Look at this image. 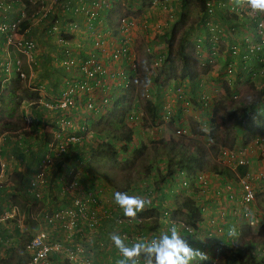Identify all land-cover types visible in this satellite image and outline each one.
<instances>
[{
    "label": "built area",
    "instance_id": "obj_1",
    "mask_svg": "<svg viewBox=\"0 0 264 264\" xmlns=\"http://www.w3.org/2000/svg\"><path fill=\"white\" fill-rule=\"evenodd\" d=\"M117 0H49V5L44 9L43 1L40 0V8L34 9L33 12L29 13L28 6L37 4L36 0H28L25 3L21 0H0V37L3 43L7 47L19 50L26 53L28 56L31 52L37 49V43L34 37L29 34V27L34 23L38 22L43 18H51L49 23L46 24V35H51L53 32H59L63 29V36H57V39L53 41L60 47V52L62 55L60 57V66L63 67L67 72H71V77L64 79L63 87L58 91L57 97L53 101L45 102L44 105L47 109L58 112L56 115L57 125L59 130L55 131V135L46 143L47 151L44 153L42 158L36 165L35 171L32 176L27 180L25 194L28 202V212L31 211L29 206L33 208L37 206L36 212L32 214L31 219L34 221L35 226L32 228V233L24 245V249L28 254V258L25 264H89L88 258L91 257L92 248L105 250L108 244H113L110 238L106 240L102 237V232L99 231V227L103 219L109 216V212L112 209L107 205V201H102V198L98 194V189L96 193L92 191H83V179H87L86 173L85 177H80L79 170L73 167V162L78 164H83V160H75L73 156V151L76 149L85 150L84 144L90 139H92L94 132L87 126V120L74 122L72 118L69 117L68 111L78 110V105L80 104L77 98H81V94L85 101L82 104L85 110H88L94 114H102L107 106L110 105L112 100L110 95L106 93L108 90V85L106 83V70L103 67L102 61L99 62V54L96 52H89L88 56L81 61L77 57V51L73 49L70 45L71 42L65 34H71L72 31H80L78 23L76 24L70 18L73 15H79L84 17L85 23L84 27L86 30L90 31L95 29L100 17L98 11L110 10L111 6ZM175 0H152L151 4L165 5L168 2ZM157 2V3H156ZM204 15H212L214 11H218L221 15H227L231 17L232 27L235 24L243 25L247 24L252 28V33L250 36L244 39L245 45V60L248 61L246 65V70L249 73H255L260 77L264 78V35L261 34L262 28L258 27L261 24V19L257 17L256 19L249 18L244 10L233 11L229 0H204ZM13 13V16H9ZM58 14L69 17L67 23L63 24L60 28V16ZM205 15V16H206ZM209 17V18H210ZM24 20H28L29 24L24 29H20V24ZM209 24V20L205 21ZM134 20H129L124 17H120L118 21H115L114 25L117 27L116 33L126 32L128 29H132L135 26ZM95 25V26H94ZM147 22L142 21L141 27L146 28ZM78 28V29H77ZM116 30V29H115ZM114 39V38H113ZM110 40L100 39L98 36L94 37L92 40V45L96 48L98 47L101 52L104 53V59L111 65L115 63H123L126 66L134 70L135 66L131 64L128 57L125 40L120 36L115 43H109ZM113 41V40H112ZM199 39L196 40V45H198ZM111 42V41H110ZM209 43L212 45V50L215 51L216 45L218 43V35L214 34L209 38ZM195 45V49L196 48ZM233 50V49H231ZM236 50V49H235ZM234 50V51H235ZM75 52V53H74ZM161 58L153 59V64L155 66L159 65ZM256 64V66H255ZM0 68L9 73L10 62L0 61ZM124 68L117 73H112L110 76L119 75L122 79V86L124 85V80L127 78V71ZM128 68V69H129ZM16 77L19 80H25V75L20 65L16 63L14 68ZM233 70L232 62L226 64L224 71L229 75ZM104 74V75H103ZM74 75L83 76L81 83L76 82L73 78ZM121 86V87H122ZM102 87V96L95 95L96 89ZM200 100H204V95L200 96ZM185 102V101H184ZM186 102H188L186 100ZM185 102V104H187ZM45 108V109H46ZM168 114V112H166ZM129 125H134L137 123V114L133 111L125 115V119ZM183 130H176L177 134H181ZM254 144L258 146H264V134L256 136L254 139ZM78 144L76 149H73L72 145ZM90 143V142H88ZM71 146V147H70ZM264 151V150H261ZM62 155L61 163L59 166H55L54 161L56 157ZM219 155L225 159V162H231L234 166L243 165L246 160L243 157L236 158L230 151L226 152L225 149L219 151ZM60 160V159H58ZM5 167V163L0 161V170ZM198 179H203L204 177L197 173ZM254 179L259 181H264L263 170L258 171L255 175L245 172L244 175L238 177L236 185L238 189L233 188L234 185L231 183H226L224 188L226 189L225 201H227L229 206H232V215L230 216L228 227H226V233L231 234L232 239L239 234V225L242 220L247 224H254V219L249 215L248 207L252 204L254 200L255 190L253 186ZM51 180H56L55 182H61L60 194L56 198H52L49 195L45 196V191L52 189ZM93 183L99 186L97 180L93 178ZM49 192V191H48ZM229 193V194H227ZM68 197L62 198L64 195ZM47 199H66L63 203L58 204L54 207L45 206ZM108 199V198H107ZM18 214L17 207H10L8 211L3 214V219L12 217ZM25 213L22 215V217ZM31 213L29 214V216ZM223 211H220L218 218H223ZM217 218V216H215ZM143 218L138 217L137 221ZM122 218H115V222L119 223ZM114 222V223H115ZM261 222H264L262 220ZM191 230V229H189ZM223 230V225L215 228L216 236L214 233H207L206 237L208 240L214 238V253L215 256L224 246L222 240L219 239V233ZM138 233L134 235H127L122 233V237H126L128 243L133 244L135 239H139ZM230 239V240H232ZM114 245V244H113ZM115 247V246H114ZM202 248V246L200 247ZM198 248V249H200ZM116 249V248H115ZM117 250V249H116ZM264 251V249H262ZM212 251V249H211ZM120 256L119 252H113L110 258L113 259L114 256ZM214 261L211 258L208 264H213Z\"/></svg>",
    "mask_w": 264,
    "mask_h": 264
},
{
    "label": "rangeland",
    "instance_id": "obj_2",
    "mask_svg": "<svg viewBox=\"0 0 264 264\" xmlns=\"http://www.w3.org/2000/svg\"><path fill=\"white\" fill-rule=\"evenodd\" d=\"M44 4V9L47 8L49 5V0H42ZM152 0H117L116 2L113 3V6L110 8L109 12L103 13L102 10L98 11L99 19L100 21L97 22L96 28L98 32L104 39L108 38L110 41L109 43H114L115 41L117 42V39H119L120 36L123 37V40H125V46L127 49L128 57L131 61V64L135 66L134 70L132 71V74L127 77L124 80V85L121 87V93H125L127 102L126 105L129 104V107H135L134 112L137 114L138 121L136 124L131 126L134 129L135 136L138 138H149L152 140H156L158 138H163L170 136L171 134H176V130H183V132H180L181 135L183 136H178V138L182 139L186 137L189 139V142L191 145H194L196 147H202L204 151L207 153L209 157L208 163H215L221 166H224L228 168L230 171H233L236 169V166L233 165L232 161L231 162H225V159L219 155V151L221 149H225L226 152L230 151L235 155L236 158L243 157L244 160L249 161L253 159H258L261 160L264 163V154L261 156L259 155L260 150H264V146H258L254 144V139L244 143L243 138H242V132L243 129H239L238 127H232L233 120H239L240 119V112H238V108L242 107L243 105L249 103L252 99H254L256 95V86L254 85L255 80H252V77H248L246 80L242 81V77L239 78L235 77H220L222 76L221 73H223V69L221 72V66L218 65V62L216 60H202L199 58L198 54L195 52V50L192 51V58L194 59L196 63V68L198 71L205 76V80L203 79L201 83L199 84V88L202 89L198 96L194 99L195 101L193 102V98L191 99V96L188 95V91H183L181 89L182 84L179 81H182L180 79H173V80H167L165 83L161 84V81L163 80V77L159 79L160 85L158 86L156 82L153 80V77L157 75V73L160 70V73L162 74L163 70L160 68V64L155 66L153 64V59L155 58H161V62L164 58V54L166 51H168V47L165 44V49L164 47H157V43L155 40L157 39L156 37L160 38V34L153 33L152 32V27H150V24L147 23V27L143 28L141 27L142 21L148 22V20L151 19H160V18H154L151 17L150 14L156 13V11H151L150 7L155 6L158 4H151ZM158 1V0H155ZM28 3V0H27ZM35 5L32 4V6H28L29 13L33 12V10L40 8L39 4L41 3L40 0H36ZM157 3V2H156ZM179 8V7H178ZM188 18L180 28L177 29L175 35L171 39V51L172 54L174 55L178 43L180 42V35L183 30V28L188 25H194L197 20L200 18L198 14V7L196 6L195 0H192L189 4L188 7ZM172 14V12H170ZM179 14V10H176L174 12V18L177 19V16ZM61 14H58L60 16ZM81 15V14H79ZM60 17H64V15H61ZM108 17H113L109 22H107ZM120 17L127 18L129 20H134L135 21V26L133 29H128L126 32L123 33H116L117 27H115L114 23L115 21H118ZM51 18L46 21L40 20L38 22H34V24H37L39 28H37V32L35 33H30L32 37L35 38L36 43H37V49L34 51V54L37 55H48L49 51L48 49H52V45L49 43H52L54 40L57 39V36H63L64 32L63 29H60L59 32H53L51 35L46 36V26H44V23H49ZM79 22V21H78ZM83 24V23H82ZM94 25V26H95ZM170 28V26H169ZM168 28V29H169ZM78 29V28H77ZM116 29V30H115ZM40 31V32H38ZM156 31V30H154ZM169 31V30H168ZM91 33L86 28L83 26L80 31H72V35L74 38V41L70 40L69 42L70 45L73 47L74 50H76V43L79 42V38H84L87 39ZM66 36L68 34H65ZM148 38V36H150ZM79 36V37H78ZM81 36V37H80ZM43 43L41 42L42 38ZM189 39H193L195 35L192 33L189 35ZM71 39H73L70 36ZM114 38V39H113ZM113 40V41H112ZM152 41V42H151ZM115 42V43H116ZM153 42H155L153 44ZM200 42V48L203 46L207 49L208 45L205 41L199 40L198 43ZM195 43L196 40L193 41L194 48H195ZM49 45V46H48ZM148 46H150V49H148ZM211 47V46H210ZM57 48L54 49L55 52H57ZM75 53V52H74ZM58 55V54H57ZM37 58H41V56H37ZM53 58H47L41 67L38 68V65H33L31 62L26 65H23V72L25 75V80L19 81V83L16 84L18 86L16 90L18 93L13 92L14 97H10L12 94H4L5 100L9 103L8 99H11V105L17 106L21 105V100L22 101H31L32 105L35 103L36 105L38 104V100L40 99L42 102H40V105L44 108L45 102L53 101L55 100L54 98L57 97L58 91L54 92L52 91V88L49 86V92H44L41 87H39L40 84L34 85L35 82L39 80L41 82L42 80L46 79L48 81V76L50 75V78L57 79L61 77L60 71L56 69V67H61V66H56L54 65L55 62L57 61L58 65H60V58L56 59V56ZM174 63V69L177 70L180 68V60L178 58H174L173 60ZM129 65V64H128ZM52 66V67H51ZM114 71L117 73L122 69L121 65L119 63L112 64L110 65ZM213 66H215V72L218 73L216 77V81H213L205 75L207 73L206 70H212ZM55 67V68H54ZM53 69V76L51 75L52 71L50 69ZM62 68V67H61ZM125 70H128L127 68H124ZM32 71V74H31ZM162 71V72H161ZM47 72H51L48 73ZM57 72V73H56ZM47 76V77H46ZM63 76V75H62ZM68 76V75H67ZM46 77V78H45ZM63 78H66L65 76ZM116 78L120 79L119 75H115L111 77L110 81V87L112 85H116L115 81ZM263 78V77H262ZM264 79V78H263ZM38 83V82H37ZM181 85L178 86L177 85ZM204 86H208L209 89L206 90ZM263 85V84H262ZM227 86L229 88V92H226L224 87ZM116 88V86H115ZM37 89L41 92V95H38ZM113 92V93H112ZM186 98H183L182 93ZM108 94H111L110 96L115 97L118 96V93L114 92V89L111 91L110 88L107 90ZM203 93V94H202ZM204 95V101H206L204 104L205 106H202V100H200V96ZM81 98L83 97L81 94L79 95ZM42 97V99H41ZM28 100V101H27ZM185 100L189 101V104H185ZM147 101L155 102L157 106V118L155 120V124L152 125L149 122V116H148V111H147ZM35 105V106H36ZM111 105V103H110ZM110 105L107 106L110 107ZM34 106V105H33ZM81 109L82 112H84L85 116H89L91 112L88 110L84 109V106H81V104L78 105ZM32 107V106H31ZM47 109V108H46ZM12 111L11 115L14 117L11 118V120L8 119H0V126L2 124H5L6 127H18L20 126V120L18 118V113L19 110H16L14 108H11L9 110H6L7 112ZM49 110V109H47ZM17 111V112H16ZM52 111V110H49ZM73 111V110H70ZM74 112V111H73ZM168 112V114H166ZM71 113V112H70ZM177 113H179V118H176ZM94 114V113H93ZM259 114L261 117L264 116V111L260 110ZM70 118H75V115L69 114ZM99 115V113L94 114L92 119H95ZM1 116V115H0ZM88 119V117H87ZM89 119H91L89 117ZM74 120V119H73ZM256 118L255 116H251L246 118V126L243 127L244 130H247L249 127H252V129L257 128L256 124ZM259 124L260 122L257 121ZM93 130V129H92ZM200 131H203L202 133H199ZM264 131V130H263ZM41 135L42 137L46 131L44 128L41 130ZM262 133L258 134V136L262 135ZM54 135V134H53ZM91 141V139H90ZM88 141V142H90ZM86 142L84 144L85 149L84 151H87V149L90 147L89 143ZM39 145L37 149H40ZM47 151V150H46ZM149 153H142L139 155H128L130 157V162L124 163L119 161L117 164H112L105 162L103 160L97 161L92 160L91 161V166L89 167L91 174L98 175L97 177L102 178V176H105L109 182L105 181L103 178L102 182H98L99 188L98 194L100 197L104 198H110L114 197L113 192L116 189H119L121 186L125 185V181L129 179L130 183L135 185H138V179L141 177L142 171L144 170V167L147 164V160L149 158H155V156L158 157L159 152L162 151V148L153 151L151 148L148 149ZM86 153L87 152H83ZM88 153V157H89ZM253 155L255 157H253ZM154 161L152 165H154ZM83 165L85 163L83 162ZM6 166V164H5ZM86 167L87 164H86ZM78 169V168H77ZM79 175L80 173H84L83 170L80 168L78 169ZM250 172L253 171L255 172L256 169L254 166H252L250 169H248ZM13 176L15 175V178L17 177V173H13ZM204 178V175H202ZM207 180H213V178H207ZM13 181V178H12ZM228 183H232L234 185L233 188L238 189L236 185V181L232 179H228ZM264 182V181H263ZM255 190V195H254V200L252 204L248 207L249 215L252 219H254V223H261L262 220H264V183L262 184V181H259L257 179H254L252 182ZM130 184V185H131ZM16 185V184H15ZM114 187H113V186ZM129 188V187H128ZM126 188V189H128ZM190 190V189H189ZM135 196L139 195L140 197H143L139 192H133ZM222 197L223 201H225V191L222 192ZM49 195L48 190L45 191V196L47 197ZM213 196V192H210L209 195ZM11 199V198H8ZM13 203L18 205L19 202H21L17 198H12ZM11 199V200H12ZM106 199H101L102 201H105ZM208 200L209 202L205 203L203 202L202 207H201V215L203 219H212L215 221V216H217V223L216 226L220 227V222L223 225V230L219 233V239L222 240L224 243L228 244L227 236H232L231 234L226 233V227H228V222L230 219V216L232 215V206L225 204L224 202L219 203L218 200L216 199H211ZM173 202V201H172ZM202 203V201H201ZM200 204V203H199ZM194 205H197L194 203ZM19 209V212L16 216H13L11 219L12 224H18V227H20L23 231V241L25 242L27 239V236H29L32 233V227L34 221L31 219L32 214L36 212L37 206H34L31 209V215L29 218H24L22 215L24 214L19 206H17ZM220 211L224 212L223 219L222 221L218 218V215L220 214ZM243 221V220H242ZM245 222V221H244ZM192 229V228H191ZM112 231L113 228H110L107 226V228L103 227V233ZM108 234V233H107ZM27 235V236H26ZM254 238V237H253ZM251 242H256L257 245L262 246L260 248H264V239L261 238H254L251 239ZM213 244V243H212ZM227 249V248H225ZM227 263V262H226Z\"/></svg>",
    "mask_w": 264,
    "mask_h": 264
},
{
    "label": "trees",
    "instance_id": "obj_3",
    "mask_svg": "<svg viewBox=\"0 0 264 264\" xmlns=\"http://www.w3.org/2000/svg\"><path fill=\"white\" fill-rule=\"evenodd\" d=\"M21 1L27 3V0ZM191 1L192 0H179V14L177 19H175V21L171 24L170 28L168 29L169 31L164 34V41L166 42L168 51H166V55L164 56L162 63H160V68H162L161 70H163V72L161 71V74L159 70L157 75L153 77V80L158 86L160 85L159 79L161 77H163L164 80L161 81V84H164L167 80L173 79L187 80L188 82L192 83L198 77L199 71L196 68L194 59L192 58L194 44L189 39V35L191 34L193 26L191 24L194 22L186 25L183 28L180 35V42L178 43V47L174 55L170 49L172 43L171 39L175 35L177 29L185 24L188 18V7ZM195 3L198 7L199 16L203 15L205 9L204 0H195ZM28 24L29 21L24 20L20 24V29H24ZM96 30V28L91 30V32H94V34L92 35V38H90V36L87 38L90 41V49L84 54H80V52L77 54V57L80 61L83 58L85 59L89 52H97L99 50L98 47L95 48L92 45V40L94 37L98 36L100 39H103L101 34L96 33L98 32ZM54 47L55 45L52 47V49H55ZM61 55L62 52L59 51L57 57L60 58ZM174 58H178L180 60V68L177 70V72L174 69ZM101 63L105 68V63ZM119 63L123 66H126V64L121 62ZM60 69L62 68L59 67L57 70L60 71ZM132 71V68L128 69V78L132 74ZM62 73V77H71V72L69 73L65 69L62 70ZM108 76L109 74L106 75V77ZM72 79L78 83H81L83 76L74 75ZM106 79L107 82H109L110 76ZM109 88H111L110 85H108V89ZM101 89L103 88H97L95 91L97 98L102 96ZM224 89L226 92H229V88L227 86H225ZM10 90L11 91L9 94H12L10 97L13 98V91L12 89ZM85 98L86 97L84 95V98L76 97V100L78 99L82 106ZM110 99L112 100L110 107L105 109L102 114L97 115L95 119H89V117L86 119L87 126L91 130L93 129L92 132H94L89 143L90 147L87 149V151H84L83 149H76L78 147L77 143L72 145V148L76 149L73 151V156L77 158V160H81V158L84 157L82 154L83 152H87V154L90 153L89 157L86 156L83 159L88 166V169L85 167L84 170L87 179L82 180L84 185L83 191H92L94 194L97 191L98 186L94 185L93 176L91 175V171L89 169L92 160H103L115 165L119 161L124 163L130 162V157H128L129 154L134 156L142 153H149V148H151L153 151L162 148V151L159 152L158 157L155 156V158H153V160H155L154 165H152V158L147 160V164L142 171L141 177L138 179V185L131 184L128 179L125 181V185L115 190L116 192H126L129 195H134L133 192H136L137 190V192H139L141 195H148L149 198L154 201V205H152V203L149 204L148 208L144 209L138 214V217H143L142 220L128 222L127 218L123 216L122 210L118 205L115 204L114 197H110V200L107 201V205L112 208L109 212V216H111V218L107 217L103 219L99 227V231L102 232L103 239L107 241V239L110 238V234L112 233H117L121 236L122 233L127 235H134L138 233L140 235L138 236L139 239H135L134 243L141 240L150 241L151 239L156 238L160 234L168 231V229L173 224H175L180 231V234L188 240L190 246L193 248H200L202 246L200 250L206 253L208 256L209 251H211L216 243H210L208 237H206V234L214 233L216 236H218V233L215 231V228L218 227L216 226L217 218L215 221H213L211 218L207 220L206 218L203 219L201 215V207L203 203H201V201L207 203L209 202L208 200H210L209 198H211L213 200H218L219 203L224 202L225 204H229L227 201H223L224 199L222 197V191L224 189V185L228 179L236 180L238 177L244 175L248 169L247 164L238 165L235 170L230 171L224 166L215 163H208L209 157L202 147L191 145L189 139L186 137L182 139L178 138V136L183 135L177 133L176 134L178 136L174 133H170V136L163 138L161 137L156 140L145 137L140 139L135 136V131L131 127L133 125L130 126L126 121H124L125 115L135 110V107H129V104L126 105L127 98L125 93H119L114 99L110 96ZM157 106L158 105H156L155 102L147 101L149 122L152 125L156 123L155 120L157 118L158 110ZM78 109L80 110L81 108L78 106ZM260 110L264 111V84L261 85L260 88H257L254 99L238 108V112H240V119L233 120L232 127L243 129L242 140L244 143L253 140L264 130V116H260ZM251 116H255L257 128L252 129V127H249L247 130H244L243 127L246 126V118ZM176 118H179V113H177ZM257 121H259L260 124ZM4 128H7L5 124ZM58 130L59 126L55 131ZM202 132L203 131H200L199 133ZM39 145H41V149L42 146L44 147V142L42 143V141H40ZM40 149L37 152H39ZM45 149H47L46 144ZM25 152L27 153L29 151ZM43 155L36 156L34 169L31 174L27 175L18 187H13L14 191L12 193V197H15L21 201L18 203V206L21 208L22 212L25 213L24 218L27 219L29 218L31 211L28 212V205H26V203L28 204L29 201H26L25 203L23 200L27 199L25 188L27 180L30 178V176H32L36 165ZM61 156L62 155L56 157V160L54 161L55 166H59L61 163V159H63ZM197 172L199 174H203L207 178H213V180H207V178L198 179V174H196ZM102 178L109 182L105 176H102ZM55 181L56 180H51L53 186L52 189L49 188L48 190L49 196L52 198L59 196L61 189V182ZM187 183L189 184L188 187L185 186ZM58 184L60 185L59 187ZM116 192H114V194ZM210 192H213V196L209 197L208 195ZM66 197L68 196L65 194L62 198ZM194 203L197 205H194ZM7 204H9V202ZM29 209L31 210L32 208L29 206ZM160 210L162 212L161 215ZM115 218H122V220L119 223H116ZM219 219L222 221L223 218ZM163 221H167V223H164ZM220 224L222 223L220 222ZM34 226L35 223H33V227ZM107 226L113 228V230L103 233V227L107 228ZM14 229L15 233L17 234L19 229L15 226ZM20 234L21 241L18 242V245H11L12 247H8V249L5 250V253L0 255V264L26 263L28 254L24 249V245L29 238L26 235L27 239L24 242L22 239L23 231ZM4 235L5 234H2L1 236L2 240H5ZM197 235L203 236V238L206 239L200 241V239L203 238H198ZM253 237L264 239V222L249 225L242 221V223L239 225V234L233 241L228 242V247H226L227 249H222L217 253V259L214 264H264V251L262 248H260L262 246L257 245L256 242H251V239H254ZM125 243L129 246L131 245L128 243L127 238L125 239ZM109 249L112 251V253L119 252L115 249L113 244H109ZM116 257L118 260L122 258L116 255L112 260L116 259ZM140 259L141 264H144L146 257L142 255ZM209 261L210 258L203 262L194 261L193 264H208ZM64 264L67 263L64 262Z\"/></svg>",
    "mask_w": 264,
    "mask_h": 264
},
{
    "label": "crops",
    "instance_id": "obj_4",
    "mask_svg": "<svg viewBox=\"0 0 264 264\" xmlns=\"http://www.w3.org/2000/svg\"><path fill=\"white\" fill-rule=\"evenodd\" d=\"M150 9L151 11H156V13L154 12L150 14V16L154 18H160V19H151V20H148L147 23L150 24V27L153 28L152 29L153 33L160 34L161 40H159V37H156L157 38L155 40V42L157 43L156 46L161 47V48L164 47L165 49L164 45L166 44V42L164 41L165 39L164 34L168 32L169 26H171V24L175 21V18L173 15H174V12L178 10V5L175 2H172V3L168 2L165 5L161 4L160 6V2H159V5L151 6ZM109 11L110 10H104L103 13H106ZM170 12H172V14ZM205 15L204 14L201 15L198 21L192 26L191 34L193 33L195 37L190 40L193 42L194 40L199 39L201 41L202 40L205 41L208 45H210L209 38L212 35L217 34L218 43L216 45L215 51H213L211 48L212 45H210L211 47L208 46L207 49L204 46L200 48V42H199L198 45H196L197 49H195V52L198 54L199 58L202 60H207V59L214 60L215 59L216 62H218V65L221 66V72L223 69V73H221L222 76L220 77H224V75H226V72L224 71L226 64H228L229 62H232L233 70L229 73V75L227 74L226 77L237 76L238 80L240 77H242V81L246 80L248 77L250 78L252 77V80L254 79L255 82H257V83H254L256 88H260L261 85L264 84V79L258 76L257 74L249 73L246 70V65L248 61L245 60L244 58L245 45L243 42L246 37L251 35L252 28L249 27L247 24H243V25L235 24V27H232L233 32H230L231 25H234L232 23H235L232 21L233 20L231 18L232 15L231 17H228L227 15H221L218 11H214L211 17L210 15H206V16ZM9 16L10 17L13 16V13H11ZM47 19L48 18H43V21H46ZM68 19L69 17L67 16L60 17L61 23L59 24V27L62 28L63 24L69 22L67 21ZM70 19L76 24L78 23V27H80V29L84 26L85 19L83 16L77 14V15H73L72 18ZM207 20H209V24L205 23V21ZM107 22H109V19L107 20ZM46 24L47 23H44V26H46ZM37 28H39V26L33 23L28 29L29 34L34 33V32L36 33ZM40 29L41 27L39 28V30ZM93 34L94 33L90 34V38H92ZM70 36L73 38L72 34H68L67 37L70 38ZM150 37L151 35L148 36V38ZM43 39H46V38L44 37L41 39L42 43H43ZM70 40L74 41V38ZM155 42H153V44ZM89 43L90 41L88 39H84L82 37L79 38V42L76 43L75 45V47L77 46L76 47L77 54L79 52L80 54L86 53L91 47L89 46ZM49 44L52 45V47L55 45L54 48L58 49L57 52H55L54 49H48L51 51H49V54L46 56L42 54L37 55V54H34V52H31L27 56L26 53H23L11 47H7L3 43L2 38L0 37V61L8 60L10 62L9 73L4 72L0 68V115H1L0 119L4 118V119L11 120V118L14 117L13 115H11L12 111L11 110L10 112L6 111L11 108H14L15 110L17 108V110H19L18 118L20 119L18 120L20 121V126L18 127H16L15 125V127L4 128V124L0 126V161H3L6 164V166L2 168V170H0V255H3L5 253V250L8 249V247H10L11 245L17 246L18 242L21 241L20 233L22 232V229L18 227V224L11 223V219L13 218V216L3 219V214L6 211H8L10 207L18 206L13 203L14 201L12 198H15V197H12V193L14 191L13 187L15 186L18 187L19 184H21V182L24 180V178L27 175L31 174V172L34 169L36 156L43 155L46 152V149H45L46 142L49 141L52 138V136L55 135L54 131L58 129L57 118H56L57 112L49 111L45 109L44 107H42L40 105V102H42L40 99L38 100L39 105H36L35 103H33L34 106L32 105L31 101L27 100L28 102H26L25 100L22 101L23 100L22 99L21 105L15 108V106L11 105L10 99H8L9 103L7 102V100H5L4 94L10 93L11 91L10 89H12L13 92L18 93V91L16 90L18 86H16V84L19 83V81L21 80H19L16 77L15 72H14L16 63L20 65V68L23 71V65H26V63L28 64L29 62H31V64L38 65L39 66L38 68H40L41 67L40 65H42V63H44L47 58L55 59L53 57L56 56V59H58L57 54L60 51V47L56 43H53V42ZM148 49H150V46H148ZM96 53L99 54V60L105 63V70L107 72L106 75L109 74V76H111L112 73H115L114 69L104 59V53L101 52V50H98ZM163 54L165 56L166 52L165 53L163 52ZM37 56H41V58L39 59L37 58ZM54 65L60 66L58 65L57 61L55 62ZM119 65L121 64L119 63ZM121 67L124 68L123 65H121ZM128 68H129V65H128ZM56 69H59V68L56 67ZM63 69L64 68L62 67L60 71L62 72ZM50 70L52 71V73L47 72V74L51 73V75H53L54 70L52 68ZM206 71L207 73H205V75L207 76V78L213 81H216V77L218 73L215 72V66H213L212 70L208 69ZM31 74H32V71H31ZM61 74L63 75V73ZM56 75H53V76H56ZM47 78H48V81L44 79L41 82H39V80L37 81L38 83L35 82L34 83L35 87L36 85L40 84L39 87H41L44 92L45 91L49 92V86H50L52 88V91L55 92V91H58V89L61 90V88L63 87L62 83L64 82V79H66V78H63L62 76L57 79H54L53 77L50 78V75ZM203 79L205 80L204 74L199 72L198 77L194 80V82L190 83L187 80H182V81H179L182 84V86L179 85L178 83L177 87L181 86V89L183 91L185 92L188 91L187 92L188 95L191 96V99L193 98V102H194L195 101L194 97L196 98L198 94L200 93V91L202 90L199 88V84L201 83ZM121 80H122L121 78L120 79L116 78V81H115L116 85H112L110 90L112 91L114 89V92L118 94L121 93V86H122ZM110 81L111 79L109 80V82H107V79H106V83H108V85H110ZM203 87L206 90L209 89V87L204 86V84H203ZM37 92H38V95H41V92L39 91V89H37ZM181 94L183 95L182 96L183 98H186L183 92ZM197 102L202 103V106H205L204 103L206 101L204 102L197 101ZM186 103L189 104L190 102L188 101ZM68 113L75 115V118H73L74 122H79L81 120L85 121L87 117H90L92 119L94 116L93 113H91L89 116H85L84 112H82L79 109L74 110V112L68 111ZM42 128H44L46 133L42 137H40V135L42 134L41 133ZM263 134H264V131H263ZM40 141H42V143L44 142V147L42 146L40 151L37 152L38 151L37 147ZM26 149H29V150H26ZM25 151H29V152L26 153ZM82 154L84 157L88 156L86 153H82ZM263 154H264V151L260 150L259 155L262 156ZM84 157L81 159L83 160ZM253 157L255 156L253 155ZM74 159L77 160V158L75 157ZM245 164H247L248 169H250L252 166L255 167L256 169L255 172L253 171L250 172L248 169L246 171L252 175H255V173L261 170H263L264 172V163L261 160L258 161L257 158L246 161ZM73 167H75L76 169L81 168L83 172L85 170L84 165L78 164L77 162H73ZM13 173H17L18 178H15V175L14 176L12 175ZM79 176L85 177L83 173H80ZM12 178H13V181H12ZM263 183L264 182H262V184ZM59 186L60 185L58 184V187ZM8 198H11L12 200ZM23 200L26 203L27 199H23ZM64 200L66 199H49V200L45 199L44 201L47 202L45 206L54 207V206H57L58 204L63 203ZM106 200H110V199H106ZM8 202L9 204H7ZM203 202L204 201H202V203ZM18 212H19V209H18ZM14 226L19 229V231L17 230L18 231L17 234L15 233ZM2 234H5L4 235L5 240L1 239ZM197 237L203 238V236H200V235H197ZM205 239L206 238L200 239V241L205 240ZM213 240L214 238L209 240L210 243H213L214 242ZM213 251H214V248H212V251H209L208 257L210 259L215 256V254H212ZM91 253H92L91 257L88 258L89 264H117V261H118L117 257L114 260L110 258V255L113 253L109 249V244L105 250H99V249L92 248Z\"/></svg>",
    "mask_w": 264,
    "mask_h": 264
},
{
    "label": "clouds",
    "instance_id": "obj_5",
    "mask_svg": "<svg viewBox=\"0 0 264 264\" xmlns=\"http://www.w3.org/2000/svg\"><path fill=\"white\" fill-rule=\"evenodd\" d=\"M172 2L177 3L179 7V0ZM229 2L233 11L244 10L246 15L251 19L259 17L261 19V24H258V27L262 28L261 34L264 35V0H229ZM112 18L113 17H108L109 21ZM83 162L85 163L84 167H86V162L84 160ZM86 168L88 169V167ZM91 175L96 180H99L98 182L103 181L102 178L94 176L93 174ZM185 186L188 187L189 184L187 183ZM223 191H226V189L224 188ZM114 192L116 191L114 190ZM114 192L112 194L114 195V202L122 210L123 216L127 218L128 222L137 220L138 214L148 208L149 204L152 203V205H154V201L151 200L148 195L140 197L129 195L126 192L118 191L115 194ZM161 214L162 212L160 210V215ZM163 222L167 223V221ZM220 226H222V224H220ZM235 238L232 239V237L227 236L228 242L233 241ZM125 239L126 237H122L117 233L110 234V240L122 257L117 261V264H129V262L130 264H141L140 257L142 255L146 257L144 264H193L194 261L203 262L209 259L206 253L198 248L190 246L188 240L180 234L175 224H173L168 231L150 241L141 240L129 246L125 243ZM222 243L224 246L221 250L228 247V244L223 241ZM212 254L215 253L212 252ZM212 259L215 262L217 255Z\"/></svg>",
    "mask_w": 264,
    "mask_h": 264
}]
</instances>
